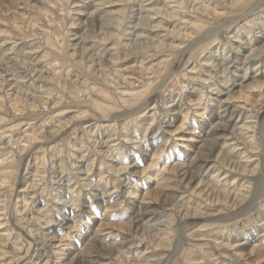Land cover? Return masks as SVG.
Instances as JSON below:
<instances>
[{"label":"rangeland","instance_id":"obj_1","mask_svg":"<svg viewBox=\"0 0 264 264\" xmlns=\"http://www.w3.org/2000/svg\"><path fill=\"white\" fill-rule=\"evenodd\" d=\"M24 1L25 0H1V2H0V20H1L0 21L1 22L0 23V57L4 58V59L5 58L8 59V57H10L7 61L10 62L9 67L12 68L11 73H10L12 76L10 77V75H9V77L12 79H13V74L16 76L18 75L20 77L22 75L21 70L23 69L20 67L21 63L17 64V62L15 60H12V59H15V57H17L16 60H19L20 57H23V55L25 56L26 55L25 52L29 51L28 46L31 47V45L34 44V42H39V40H40V39L38 40V38L41 35V33H40L41 31L34 32L35 34L32 33V28L35 25L37 28L40 25H43V22H42L43 16H41V15L39 16L38 11H40V9H44V10L50 9V7H47L46 3H44V4L42 3V0H29L31 2L30 5H31V7H33V9L25 8V6L22 4V3H24ZM72 1H73V3H72ZM75 1H77V2H75ZM104 1L108 2L109 0H102V1L101 0H99V1L98 0H83V1L82 0H48V2H50L49 6H51L53 8L55 7L56 9L55 8L53 9V13H49V12L47 13V14H51L52 19L50 21V24H51L52 28L49 27V24L46 25L45 28H49L48 31H52V33L55 35H57L59 32H66V31L69 33V35L75 34L76 37L74 35V37L71 36V38H70L72 40V43L73 42L77 43L79 41V35L84 34L88 38L87 44L92 46V51H94V53H96V54L97 53L98 54L99 53H101V54L105 53L104 58L107 57V59H110L111 54H113L117 51H118L117 54L120 55L121 58L124 57L123 54H125V52L127 50H129V52L132 51L131 56L128 57L127 60L120 62V64H119L120 70H122V69L126 70L127 68L134 66L135 64L138 65L141 63H145V62H146L145 64H147L148 62H151V60H154V59L158 60V58H160V56H157V55L155 56V58H150V60L147 59L146 61L143 60L145 56H143V59H142L141 54L135 55V52L136 53L140 52V50L135 51V49H137L140 44H135V45L130 44V42H132V41L135 42V39L129 41L131 38L130 36H129L130 38L125 36V39H124V36H122V38H123V39L121 38L122 42H119V41L116 43L110 42L109 43L110 45L107 44L105 46H100L99 45L100 41L97 44L94 43L95 37L100 35V33H95L94 31L96 29L93 31L94 27H92L90 24H85V26H84V22L81 21V17H84L85 13H81L79 11H80V9L81 10L87 9L86 12H91V10H92L91 7L94 6V4L104 3ZM110 1H114V2L104 4V5H99V7H101V9H103V10L111 9V11H116V12L121 11L123 9H126V11H128L129 15L125 14V21L126 20L127 21L124 23V28H126L127 30H129V29L133 30V27L136 26L137 30L139 31V30L144 29V28L149 26V23H147V22L145 24L144 23L138 24L137 19H136L137 14L139 12H141V10L139 8H141V6L144 8V6L148 5L149 8L152 6L153 7L156 6L159 8H166L168 10V13L164 14L166 16V18L165 17H164L165 19L161 18V20L163 19V26L168 28V30H175L176 32L182 33V35H185L186 32H187L186 33V35H187V34H189L188 32L191 31L189 29L190 25L186 26L187 24L181 23V21H179V20H180V18L183 19L185 16L188 17L187 15L193 16V13L192 14H188V13H190V11L193 12V9L191 8V4L192 5L195 4L196 0H192L193 3L191 2L190 4L187 5L188 8L190 7L191 10H189L187 7L185 8L184 6L186 4L182 5L183 1L181 2V0H150V2H148L149 0H144V2H143V0H123V1H121V0H110ZM258 2H259V0H253L252 2H249L247 6L245 5L244 7L239 8L234 13H231L229 15L222 14V16L220 18L212 20V22H211L212 26H209V27H212V28L213 27L214 28L215 27H222V25H230V26H229V28L225 27L226 29L221 28L220 33L217 36H215L214 38H206V39L202 38V39H200V41L199 40L194 41L191 44L190 51L187 52L185 60H187L189 58V60H188L189 64L187 66V68L189 70H191L193 67H196V69L193 71L192 75H198L199 76L201 74L200 71H202V70L204 71V72L203 71L202 72L205 75H208L207 74L208 71L206 70L207 67L205 65H202L201 63H205L204 58L209 55L208 53L210 50H212V51L218 50L216 57L219 56L220 59L218 60L219 61L218 63H220V64H219L218 69L215 70V68H213V75H214V78L215 77L216 78L212 79V80L209 79V82L205 81L204 83H201L202 87L201 86L200 87H198V86L194 87L193 86L194 88H192V85L188 84V87L185 88V86L187 85L186 82L184 81L185 78H182V76L177 74V73H173L174 69L178 65V61H180V59H181L179 49L180 48L183 49L184 44H182V45L179 44L181 47H179L177 50H173V53L171 51L167 52V51H169L168 50L169 48L162 49L159 47L161 56L169 57V59L171 61V66L168 68V70L162 71L160 74L157 73L155 84H152V86H151V91H153V94H150L151 91L148 92L147 95L143 96L142 101L140 100L139 103H137V104H141L143 101L150 100L151 98L155 97L154 101L152 100V102L154 104L152 103V104L148 105L146 110L143 111L142 114L140 115L141 119L138 120L139 122L136 121V122H134L135 124L132 122V126L130 125L131 122L128 120L127 121L128 123H126V121H125V122L121 123L120 125H122V126L119 127L120 125L118 124V122L116 120H111V118H109L110 120L106 119L108 121H101L103 124L102 127L97 128L95 126L94 121H97V119H102V118L104 119V117L100 113L96 114L93 112L90 113L91 114L90 116H87L88 113H87L86 109H89V108L94 109V107H92L87 102L72 104L73 108L67 107V113L69 112V114L66 113L67 116L65 115V117L64 116L58 117V113H57L54 116V118H52V120L49 119L50 115L44 119H37V120H27L24 118H22V120H21V118H15L14 119V118H12V116H15V115L17 116V114H14V113H16V112H14L16 109H14V108H16L17 106H19L21 108L22 105L26 106V104L24 102L26 100H31V98H27L25 96V94H23V93H21V95L17 94L18 93L17 90L16 89L11 90L9 88L10 86H8V88L6 89L7 93H8V91H10L9 96L8 95L5 96L4 92H2L0 94V101H5L4 104H2V103L0 104V107L4 108V109L7 108V112H8V114H10V116L9 115H8V117L6 116V118H7L6 121L2 120L3 115L0 114V148L2 149V150H0L1 151L0 152V155H1L0 156V163L2 162L0 164V171L2 172V173L0 172V182H2L1 184L4 183L0 187V215H1V213H4L5 214L4 219L9 220L8 226L11 228L10 234H12L11 241H8V243L6 241L0 242V264H45L46 263L45 260H47L46 255L50 256V261L47 262L48 264H64L62 260H63L64 256H66L68 254H71L70 255L71 258H72V256L76 255V258L78 257V260L85 262V261H87V258H88L87 254H89L87 252L93 253L94 250L96 251L99 248H101L103 243L107 244V242L109 243V242H113V241L114 242H121V241L123 242V246H122V248L121 247L119 248V252L123 253L124 256L121 257L120 254L118 255V253H117V255H115V257L112 256L113 259H111V258H109V255H107V256L105 255L106 258L104 257V255H102V257L100 258L101 259L100 263H102L104 261L103 264H105V263L106 264H114V263L115 264H135V263L147 264L148 262L152 261L153 259L160 257L164 253L165 249L159 248V251H157L158 247L157 246H156V248L154 247L156 244L154 245L151 242L150 238H149L150 240L147 238L145 241H143V243H140V244L138 243V241L136 239H137V237L139 238V236L132 234L129 230L130 229L129 222L126 223V221L131 220L130 219L131 216L132 217L134 216V215H132L133 208H128L127 206L134 207V205H135V208L137 209V211L139 210L141 212V209L143 207L141 202H144V200H142V198H145L146 201L151 200L152 202L151 201L150 202L152 203V205L157 208L158 205H159L158 207L161 206L160 203H162L163 200H167L169 197L170 198H169L168 202L171 203L174 200V199L172 200L173 196L176 195L177 197L176 196L175 197L176 198L179 197L178 199L181 200L180 202L184 203L187 206L192 205L193 207H195L200 202L202 204L204 203L203 205H205V203H206V205H208V209H209L207 211L208 212L210 211V213L216 212L215 215L217 213L218 214L221 213L222 209H223L222 212L227 211L224 208H221L222 205L221 206L218 205L219 207L216 205V207H214V205L208 204L206 202V200L201 198V197H200V199H198L197 197H193L194 195L190 193V191H192V190L191 189L186 190V188L183 187V185H181L179 183V179L175 178V173L173 172L172 169L174 167H176L177 164L179 165V163H178L179 160H181V162H183V161L185 162V160H186L187 164H183L182 166H179V169H178V166L176 167V170H182L180 172V174H181L182 172H184L185 168L187 167L186 165L192 163L191 161L195 158V155L197 152L198 153L201 151L205 152V150L209 148L208 144H205V146H203V141L205 139L209 140L210 139L209 136L212 135L213 132L215 131V130L211 129V127L217 121L216 119H213V118H215L217 116L218 119H223L224 120L223 122H226L225 120L228 119V118H226V115H225L226 113H224L223 110H221V109L219 111H218V109L216 111L214 110L215 105L217 104L219 99H218V95L217 96L215 95L216 94L215 91H213L214 93H213L212 98L211 97L209 98V95L207 94V92L212 93L211 92L213 90L212 88L219 86L220 89L224 90V92H227V91H229L228 89H230V88L232 89L233 84L236 85V84L245 83V85L247 87L246 90L243 92L245 94V98H239V96H243L244 94L240 91L239 87H235L234 91H236V93L234 95V98L235 97L236 98L235 99L233 98L234 100L232 99L231 104L233 103V104H235L239 107H242V108L244 106V108H243L244 110H246L245 107H247L253 103H254L253 105L256 104V106H258V108L264 107L263 106L264 105V95H263L264 94L263 93L264 87L261 90L259 87H256V85L254 87L251 86L253 84L254 80L256 81V80L262 79V77L264 79V66H263L264 65V58H263L264 53L262 52L261 53L262 56H259V57L263 58L262 59L263 61H261L260 65H256V66L249 65L250 68L247 69L248 77L245 76L246 68L241 66L240 64L237 65L236 60H234V61L232 60L233 62L231 65L225 64L226 60L228 58H230V60L233 59V58H231V57H233L232 54L234 53V51H237V49L239 48V46L237 44L234 45V44H231L230 42H228L229 37L233 36L235 34L239 35V33H241L240 38H241V41H243V43L248 41L247 45H251V46L254 45L256 48H259V49L263 48L264 49V44H262V43H264V29H263V27H264V22H263V20H264V1H262L258 6H255ZM88 4L91 6H89ZM223 4L226 5L227 2L224 1ZM176 5H179V7L177 6L179 9L176 7ZM180 5L184 8L181 9ZM253 5L255 6V10L251 11L250 14L249 13L246 14L245 12H247L249 7H251ZM5 6H8V8H10L7 12H4ZM78 8H80L79 11L77 10ZM173 9H174V11H173ZM93 10H94V7H93ZM145 10H147V9H145ZM145 10L143 11V15H144V13H146ZM219 10L221 12L224 11L222 9H219ZM18 11H20L22 13V15L14 18V19L10 17V16H12V13L18 12ZM75 11H77L78 13ZM60 13H62V14L67 13V14H65L67 17V20H68V17H70V19L68 20L70 23L67 25L68 27L66 29L63 28L65 25L63 23V21L61 22V20L59 19L60 17H62V14H60ZM43 14L45 15L46 13L44 12ZM130 14H131V16H130ZM102 15L104 16V14H102ZM245 15H248V16L245 18L244 17ZM49 17H50V15H49ZM242 17H244V19H242ZM104 18H105V23L112 22L111 26H113V24L115 25V20H113V18H111L110 16H109V18H108V16L104 17ZM167 18H169V19H167ZM189 18H190V16H189ZM10 19H12V20H10ZM29 19H30V21H29ZM56 19H57V21H56ZM156 20H154V22H157ZM34 22L37 24H35ZM260 22H262V23H260ZM74 23H76L75 26L73 25ZM87 25L90 28H88ZM98 28H101V27L98 26ZM63 29H64V31H62ZM41 30H43V28ZM226 31L228 32V34ZM85 32L88 33L89 35L86 34ZM258 32H260V33H258ZM77 33H79V34H77ZM156 33H157L156 37L159 38L160 36H162V35H160L161 33H159V31ZM171 33H170V36L165 35V38H166L165 40H167V42H166L167 44H170L173 40H175V37L172 36L173 33L172 34ZM37 35H39V36H37ZM90 35L93 36L94 38L91 37ZM180 37L183 38L185 36H183V37L180 36ZM58 38L63 39L60 35L58 36ZM193 38L198 39V36L194 35ZM240 38L234 37V39L236 41H238ZM226 39H228V40H226ZM234 39H232V40H234ZM212 40H215V41L212 44L208 45L207 48L203 47V45L210 43ZM113 43L116 46L111 47V45ZM125 43H127V44H125ZM139 43H143L144 46L146 45L145 41H140ZM177 44H178V42H177ZM233 45L236 47H234ZM110 48H114V49L116 48V50H114V49L111 50ZM155 49L159 50L158 48H155ZM154 50H152L150 52L153 53ZM126 53H128V51ZM33 54H35V55L33 56ZM45 54H46V52H44V51L42 52V50H39V52H37V51L35 53L32 52V55H28V56H30L29 58L31 59V61L34 59L36 61V59H37V64L39 66H42V65L48 66V67H51L52 65L56 66L58 69L57 70L55 69V72L58 73L59 77L54 83H51V84L41 83L43 81H39V80L34 84L32 81H30V78H22V77H20L19 79L16 78V80H18L20 83H22V82L24 83L25 80L28 81L27 83L25 81L24 89H27V92H29L30 91L29 89H31V91L29 92L30 94H37V93L41 92V93H43V95H45L44 97H49L48 95L51 94L56 99L57 96L59 97L61 94H64V93L69 91L70 84L74 85L73 83L68 82L66 79H69L70 81H73V82H76L75 80H78L81 82L83 80H87V78L89 77L88 73L86 72V69L84 67L76 66L71 61H69V63L67 64L68 58L66 59V57H65L66 61L64 59L63 62H61V64H59V63H55V62H58V60L55 57H54V61H53V57L51 56L52 55L51 52H49V54H51L49 58L47 56H44ZM42 58H44V59L42 60ZM39 59L42 62H39L40 61ZM184 65L185 64H183L182 66H184ZM231 66H232V68H231ZM223 68L224 69L225 68L226 69L231 68V69L229 72H228V70L225 69L226 72L224 73ZM259 68H260V70H258ZM113 69L118 70L117 67H113ZM205 71H207V72H205ZM216 75L220 76V77H217ZM255 76H257V77L254 78ZM105 77L108 78L107 75H105ZM139 78H140V76H138L136 74H132V76L128 75V80H129L128 82L133 83V84L134 83L140 84L141 79H139ZM245 78H247L248 80H246ZM181 79H182V81H181ZM228 79L230 80V82H228L229 81ZM213 81L217 82V84L215 82L216 86H214ZM220 82H222V83H220ZM258 83H260V82H258ZM29 84H30V86H28ZM39 84H40V86H39ZM41 84H44V85L42 86ZM99 84L103 87V85L101 84L100 81H99ZM182 85H184V86H182ZM31 86H33V87L31 88ZM257 86H258V84H257ZM76 87H78V85H76ZM146 87L147 86H143V87L141 86L139 91H141V90L145 91ZM82 89L84 90V88H82ZM83 90L78 94V96H80L82 98H86L87 97L86 92ZM180 91L182 92V94ZM117 92L120 93V94L116 93L118 96H120L119 97L120 100L117 99L116 102L118 103V107L115 105V109L119 108L118 110L121 112L125 111L124 110L125 108L131 109L133 106H127L125 108L124 107L122 108V105H124V102H123L121 96H122V94L123 95L126 94L128 91L126 89L120 88ZM188 92L195 99H198V97L203 95V93H205L206 95L203 96L201 104L199 106H197L196 104L198 102H196V101L190 102V100L187 96V95H189ZM168 93H171L172 97L169 99H166V100H169L170 102H172V104L175 103L177 105L179 103L178 105L182 106L184 109H185V106H189L191 108V110H190L186 107V111L188 112V114L186 111H185V113L188 116L180 114L177 111H172V112L170 111L171 108L169 106L172 107V104L169 102L165 105L164 99L161 97V96H169V95H167ZM1 95L4 98L1 97ZM179 95H181V96H179ZM206 96H207V98H205ZM11 97H13V100L9 99ZM220 97H222V95ZM127 99H130V98H127ZM157 100H159V101H157ZM247 100H249V101L246 102ZM10 101H12V102H10ZM31 101H33V100H31ZM182 101H184V104ZM197 101H199V100H197ZM203 101H204V103L202 104ZM156 102H157V104H156ZM188 102H189V104L186 105ZM258 103L261 104V106L258 105ZM206 104H207L208 110L205 111V114L203 116H201L199 113L203 110V107H206L205 106ZM51 105H54V103H52ZM112 105H113V103H112ZM155 106L160 107V109L162 107L163 108L156 113L157 109ZM165 106H166V108H164ZM168 108H170V109H168ZM4 109H2V110H4ZM41 110H43L44 113H48L47 111H49V108H48V106L43 105ZM94 111H96V110L94 109ZM217 112H218V114H217ZM74 113L77 114V116H76L77 118L83 117L82 119L88 121L87 123H83L84 125L82 124L83 127H85V128H83L82 125L79 127L78 126H67V128H65L63 130V133L65 135H67V138L65 139L66 142L69 143L71 141V143H74L76 145V149H75L76 152L73 155L74 159H71L70 157L67 158L68 154L62 153V152H65L67 143H61L62 145L60 146L59 138L55 139L53 141V143L55 142L56 144L50 143L49 142L50 139L46 140L48 143L47 142L45 143V140H44V142L43 141H38V142H31L30 141V143H29L28 136L29 137L31 135L34 136L38 133V131L40 132L41 130H47L48 129V130L52 131V128H55V126H57V124H59L62 120H64L63 118L67 119L69 117H72ZM160 113H161V115H160ZM248 114H249V117H250V115L251 116L253 115L252 112H248V113L245 112L244 115L241 114V112H239V117L235 116L234 118H232V121L233 120L236 121V119L240 120L243 118H244L243 122L245 121L244 123L252 121L251 118H249V117L246 118V115H248ZM143 115H144V117H143ZM159 116H161V118H159ZM185 117H186V119L183 120V118H185ZM9 118H10V120H9ZM161 119L165 120L167 122L166 123L167 125H169L168 123H171V122H173L174 124H173V126H171L169 128V127H167V125L165 123H163V121ZM46 120H48V121H46ZM120 120L124 121L125 119L123 120V118H121ZM158 120H160V121H158ZM45 122H47V123H45ZM106 124L108 125V127H106L107 126ZM192 124L193 125L198 124V126L200 125L201 128L204 129L202 131V133H200L202 136L200 134H198L199 128H197L198 129V131L196 132L197 137H195V138L190 137V135H189L190 132H188L186 129H188V127L192 126ZM182 125H184L183 126L184 128H180ZM138 127H140V128H138ZM145 128H147V129H145ZM166 128H169V130ZM13 130H15V131H13ZM72 131H73V133H71ZM219 131L220 130H218V132ZM163 132H164V134H163ZM131 133H134V134H132L133 136H130ZM184 134H186L187 135L186 137L189 138V140H187L188 142H186V140L182 138V135H184ZM208 134H209V136H208ZM134 136H135V138H134ZM168 136H169V138H168ZM215 136H217V135H215ZM237 136L241 137L240 134H238ZM111 137H112V139H111ZM128 137H131V138H128ZM132 137L135 140H133ZM198 137H199V139H198ZM260 137H261V135L258 134L257 145H259V148L262 147V141H261ZM129 139H131L132 142H130ZM230 139L231 140H230L228 145L231 144L230 145L231 148L225 147V150H227V149L232 150L234 148L232 143H234V141H236L235 137L231 136ZM9 140H11L10 141L11 143H14V142L17 143V145L13 146L15 151H16V153L14 155L15 158L14 157L12 158V156H13L12 152L11 153L10 152L4 153L5 151H3V150L8 149L9 145L6 146L5 144L7 142H9ZM165 141H167V142H165ZM125 142L128 144V146H127V144H124ZM213 142H214V140H213ZM213 142H211V143H213ZM161 143L163 144V146H161ZM114 144H116V145H114ZM10 145L12 146V144H10ZM157 145L159 147L161 146V148L163 147L162 148L163 152H160L159 156H156V154H155V152L158 150ZM39 146H40V148H39ZM113 146H114V148H113ZM149 146L151 148L149 150L150 153L149 154L146 152H145L146 154L143 153L144 150H142V147H143V149H145V148L149 149ZM53 147H55V148H53ZM99 147H101L100 148L101 150L99 149ZM111 147L114 150H112ZM117 147H119V148H117ZM60 148H61V150H60ZM106 148L108 151L105 150ZM201 148H203V149H201ZM242 148H243V146H242ZM242 148L239 149V147H237L236 149H239L243 152ZM192 149H193V151H192ZM48 152H49V154H48ZM108 152L109 153L111 152V153L109 154ZM138 152H140V153H138ZM65 154H67V155H65ZM154 154H155L156 158L154 157ZM104 155L105 156L107 155L105 157L106 159L103 158ZM114 155H115L116 159L119 158L118 162L114 158ZM244 156H246V155L245 154L240 155V157H242L241 159H243ZM249 156L253 157L252 158L253 161H257L255 159H258L256 156H253L252 154H250ZM62 157H64V158H62ZM59 158L61 160L62 159L64 160L66 158V162L69 164L68 169H70V170H68V169L62 170L60 168L61 167V163H60L61 160ZM101 158H102V160H105V161H108L107 158H109L111 163L108 164L109 162H107L105 165H100L99 162L101 161ZM236 158L237 157H235V159ZM8 159L11 160V162H13L14 164H16V166H19V165L20 166L15 167L14 169L12 167L11 170L10 169L8 170L9 175H3L2 165L10 162ZM78 159H81V161L83 159H85L86 161L84 162L85 166L83 165V167H81V170L79 171L80 175L77 177V176H75L77 173V172L75 173V171H76L75 167L76 166L79 167L82 165L81 161L78 162ZM123 159H124V161H123ZM50 160H52V161H50ZM71 160H73V161H71ZM74 160H76V161H74ZM45 161H47L48 163ZM94 161H96V165L92 168L93 172L91 173V175H93V176L90 178V184H91V182L92 183L94 182L93 184L98 186V187H96V189H93V186H90V184L83 183V179H84V177H86V174L84 173V171L86 169L88 170L89 169L88 165ZM112 161H114V163ZM243 161H246L245 158ZM49 162H50V164H49ZM122 162L125 164L124 165L121 164ZM130 162H131V164H130ZM117 163L119 166L121 164V166L126 167V169H128V170L125 169V171H123L122 173H118L115 170L113 172L112 169L109 170V168H108L109 165H111V164L115 165L116 164L115 166H118ZM215 163L216 162L211 164L212 165L210 168L211 170L209 169L210 171L208 173H204V176H206V177L214 176V174H215L214 172H217V170L214 171L215 166H216ZM55 164H58V165H55ZM255 164L256 163L254 162L253 166ZM71 165L74 167L75 171H73L71 169V167H72ZM130 166H132V167H130ZM213 166H214V168H213ZM48 167H49V169H48ZM133 167H136L137 168L136 170H138V171H134L132 169ZM99 168H103V172H105L104 173L105 175H103V178L101 177V175H98L99 173H97ZM38 170H41V173H43V174H41L42 176H39V177L37 176L36 172ZM55 170H57V171H55ZM71 170L73 173H75V175L71 172ZM63 171H65V172H63ZM81 171H83V172H81ZM108 171H110V172L108 173ZM10 172H11V174H10ZM135 172H137V173H135ZM53 173H55V174H53ZM81 173L83 175H81ZM107 173L109 176L108 175L106 176ZM117 173H118V176H117ZM124 174L128 177H126ZM68 175L70 176V178L72 175H74V176H72V178H74L73 182H75V183L69 185L71 187H68V188L64 187L63 188L62 187V180L63 181L67 180V181H64V183L67 185L69 182V178H67ZM10 176H11V180H10ZM115 176L117 178L122 177L120 179L121 180L123 179L125 183L123 182V180L121 181L119 178L118 179L115 178ZM8 177H9V179H8ZM221 177L222 178L225 177L223 172L221 173ZM77 178H79V179H77ZM112 178H114V180ZM4 179H6L8 183H5L6 180H4ZM48 179H50V180H48ZM57 179H59V181ZM80 179H82V180H80ZM227 179L230 182L233 180V178L231 176L228 177ZM47 180L50 183H48ZM51 180L53 181V184L51 183L52 182ZM76 180H77V182H76ZM96 180H97V182H96ZM120 181L122 182V184H120L121 183ZM135 181H136V183H135ZM13 183H14V185H13ZM56 184H58V185H56ZM220 184H222V183L220 182ZM225 184L228 185V187L230 186L229 182H226ZM31 185L35 188L31 187ZM74 185H75V188H73ZM52 187L53 188L57 187V188H55L56 190L55 189L53 190ZM131 187L135 188V190L133 189L134 194H132L133 190ZM239 187H240V185L237 186L235 189H233L232 192H234V190H237ZM27 188L30 189L31 191L27 190ZM72 189H73V191H71ZM82 189H84V190H82ZM97 189H98V191H97ZM136 189H137V192H136ZM60 190H61V192H60ZM93 190H95V191H93ZM118 190H120V191H118ZM21 191H23L22 194H21ZM34 191L37 194H35ZM152 191H154V192H152ZM16 192H18L19 194ZM24 192L25 193L27 192L28 194L27 193L26 194L28 196ZM76 192H78V193L76 194ZM89 192H91V193H89ZM93 192H94V194H92ZM155 192H156V194L153 195ZM181 192L182 193L186 192V193H184V195H182ZM55 193H58V195L56 197L54 196ZM135 193H138V194L136 195ZM164 193H165V196H164ZM80 194H82L83 196H80ZM124 194H125V196H124ZM151 194H152V196H155V197L157 195L158 196L160 195V197H162L163 200H161V198H159L158 196L156 198H154V197L150 196ZM96 195L98 198L95 197ZM126 195L128 196V198L130 196V198L129 199L126 198ZM31 196H32V198H31ZM76 196H80V198H79L80 201L73 204V205L71 204L72 202L68 205H64V202L62 204L60 203L61 201H64V199L69 200L70 197L74 198ZM84 196L86 197L85 199H84ZM90 196L92 197V200H91ZM122 196H124V197H122ZM28 197H29V199H28ZM49 197H50V199H49ZM165 197H166V199H165ZM30 198L33 200H31ZM36 198L38 201L36 200ZM42 198H43V200H42ZM56 198H59V200H57ZM60 199H62V200H60ZM178 199H176V200H178ZM123 200H125V202ZM153 200H155V201H153ZM176 200L173 203V206L176 203ZM83 201H85L86 203ZM262 201L264 202V195H263V197L261 196V198H257L255 200V202H253L250 205V206H253L254 209L250 207L251 208L250 210L248 209L247 211H244L242 214L236 216L235 218L232 217V218L224 219L221 222L215 221L216 225H213V226H212V224H214V222L205 220L206 218H204V217L195 218L194 219L195 221L192 222L190 225V228H191L190 230L185 231V232L182 230V232L180 234L181 247L178 249L179 251L176 252L172 256V258H171L172 260L169 262V264H181L182 262L184 264H189V263L190 264H264V249H263L264 248V235H262V234H264V213L261 209V206L263 203ZM54 202H55V204H54ZM250 202H251V198L245 203L247 205V207H248ZM24 203H26V204H24ZM33 203H35V207H34ZM44 203H45V205L43 206L42 204H44ZM46 203H47V205H46ZM37 204H40V206L38 208H40L42 210V212H41V210L34 211ZM56 204H57V206H56ZM59 204L61 207L59 206ZM25 205H28V206H25ZM49 205H51V206H49ZM210 205H212V206H210ZM41 206L43 208H41ZM62 206H63V208H62ZM13 207H15V208H13ZM45 208L46 209L51 208L50 209L51 213L49 212V213L43 214L41 216L38 215L39 213L37 214V212H40V214H42L43 210ZM58 208H60V210ZM219 208H221V209H219ZM54 210L57 212L60 211L59 212L60 214L56 213ZM159 210L157 209L155 211V214H156L154 217L155 219H153L152 222H155V220H157V221L158 220L161 221L163 219L167 220V219H171L172 217H176L178 220H180L181 213H179L180 210L177 208V206L174 209L172 206H168L167 208H160ZM52 212H54V213H52ZM6 213H8V214H6ZM64 213L66 214L65 217H67L66 220H65V217L63 216ZM44 215H46L47 218ZM34 216L37 218V220L32 219V218H35ZM39 216H40V218H38ZM41 217H43V218H41ZM39 219H40V222H39ZM51 219L53 220L52 222H54V223H52L50 225L47 224V221L49 222V221H51ZM76 222H78V223H76ZM22 224H24V225H22ZM235 224L236 225L239 224L240 226L244 225L245 227L243 229H240L238 227L239 225L237 227H235L236 226ZM99 225H101V226H99ZM116 225L118 228H115ZM0 226H1V224H0ZM77 226H79V227H77ZM85 227H86V229H85ZM236 229L238 231L235 233ZM32 230H34V231H32ZM95 230H97V231H95ZM49 232L52 234H50ZM141 234H142V232H141ZM40 235H41V237H40ZM50 235H51V238H50ZM253 236H254V238H257V240L253 241L252 243L248 244L247 239L245 241L243 240V238H245V237L252 239ZM45 238L47 241H45ZM12 239L14 241H12ZM130 241H132V242L129 244H126V242L128 243ZM228 241L234 243V245L231 247L230 246L225 247L223 242H228ZM114 242H113V244H114ZM135 242H137V244ZM3 243H5L6 246L7 245L8 246L6 247L5 244H3ZM68 243H71L72 245H70V246L66 245ZM100 244H101V246H100ZM12 245L16 249H14L12 247ZM131 245H133V246H131ZM243 245H245V246H243ZM236 246H239L241 248L240 249L241 252H243V254H242L243 256L240 258L234 256L236 253V248H237ZM242 246L244 248H242ZM44 247H45V249H44ZM88 248H89V250H88ZM92 249H94V250H92ZM161 250H164V251H161ZM41 252H43V254H41ZM48 252H49V254H48ZM159 252H161V253H159ZM252 252H254V255L250 256L252 254ZM62 254H65V255H62ZM155 254H157L158 256L157 255L155 256ZM123 257H125V258H123ZM89 258H91L93 260L94 258H99V255H97V256L92 255ZM17 261L19 263H17Z\"/></svg>","mask_w":264,"mask_h":264},{"label":"bare ground","instance_id":"obj_2","mask_svg":"<svg viewBox=\"0 0 264 264\" xmlns=\"http://www.w3.org/2000/svg\"><path fill=\"white\" fill-rule=\"evenodd\" d=\"M83 1V0H82ZM99 1V0H98ZM102 1V0H101ZM123 1V0H121ZM183 1V4L182 5H185L184 7L188 8V4H190L192 2V0H181V2ZM214 1V2H213ZM196 0V3L195 4H191V8L193 9V12L190 11V13L188 14H192L193 13V16L191 15H187L188 17H184L183 19L180 18L179 21H181V23H185L187 24L186 26L190 25V32H188L189 34L186 35H182V33L180 32H176L175 30H168V28H166L165 26H163V19L161 20V18H166V16L164 14L168 13V10L166 8H159V7H156V6H152L149 8V6H144V8L141 6V8H139L141 10V12H139L136 16V19H137V22L138 24L141 23V24H145L146 22L149 23V26L144 28V29H141V30H137L136 26L133 27V30L132 29H129L127 30L126 28H124V23L127 21H125V14H128V11H126V9H123L121 11H111V9L109 10H103L101 9V7H99V5H104V4H108V3H111V2H114V1H108V2H105L104 3H99V4H94V6H92V10L91 12H86V10H81L80 8H78L77 10L80 11L81 13H85L84 14V17H81V21L84 22V26L85 24H90L93 28V31L95 33H100V35H98L97 37H95V41L94 43H98L99 41V45L100 46H105L107 44H109L110 42H122L121 38L122 36H124V39H125V36H127L128 38H130L129 41L135 39V42H130V44H140L138 46L137 49H135V51H139L140 52H135V55H138V54H141V58L143 59V56L144 59L143 60H147L150 58H155V56H160V58H158V60H151V62H148L147 64L145 63H141V64H133L134 66H131L129 68H127L126 70H120L119 68V64L120 62H123L124 60H127L128 57L131 56V52L128 51V53L125 52L124 57L121 58L120 55L117 54V52L111 54L110 56V59H107V57L104 58V55L105 53H94V51H92V46L91 45H88L87 42H88V38L84 35H79V41L77 43H72V40L70 39L71 36L74 37V35H69V33L66 31V32H59L57 35L53 34L52 31H48L49 28H45L46 25L49 24V27H51V24H50V21H51V14H47L48 12L49 13H53V7L49 6L50 5V2H48V0H42V3H46L47 7H50V9H40L39 12V16H43L42 17V22H43V25H40L38 28L36 27V25L32 28V33L34 32H39L41 31V35H37L39 36L38 40L39 42H34V44L30 46H28L29 48V51H26V55L23 57H20L19 60H16L17 57H15V59H12V60H15L17 62V64H20L21 63V68H23L21 70V76L22 78H30V81H32L34 84L39 80V81H43L41 83H48V84H51V83H54L59 75L57 72H55V69L57 70L58 68L54 65H52L51 67H48V66H39L37 64V59L35 61L32 60L29 58L30 56L28 55H32V52H39V50H42V52H46V54L44 56H47L48 58L50 57V55L53 57V61H54V57L58 60V62H55V63H59L61 64V62H63V60L68 58V62L67 64L69 63V61H71L73 64H75L76 66H81V67H84L86 69V72L88 73V77L87 80H83V81H78V80H75L76 82H73V81H70L69 79H66L68 82H71L73 83L74 85H71L70 84V89L68 92L64 93V94H61L59 97L57 96V98L55 99V97H53L51 94L48 95L49 97H44L45 95H43V93H37V94H30L29 92L31 91V89H29L30 91L27 92V89H24V84H25V81L24 83H20L17 79H19L20 77L17 75H14L13 74V79L10 78L12 75L10 74L11 73V69L9 67L10 65V62H8L7 60L10 58L8 57V59H4V58H1L0 57V94L2 92H4L5 96L10 94V91H8V93L6 92V89L8 88V86H10L9 88L11 90H17V94L21 95V93L25 94V96L27 98H31V100H26L24 103L26 104L25 105H22V107L20 108L19 106H17L16 109L14 112V114H17V116H12V118H24V119H27V120H37V119H44L46 117H48L49 115V119L52 120V118H54V116L58 113V117H65L66 113H67V107H72L73 108V105L72 104H75V103H82V102H87L89 103L92 107H94V109L96 111H94V109H86L88 115L87 116H90L91 112L93 113H100L104 119H97V121H94L95 122V126L97 128H100L102 127V122L101 121H108L106 119H109L111 118V120H116L118 122V124L120 125L121 123L125 122L128 123L127 121L129 120L130 122V125L132 126V122H136L138 121L139 119H141V114L143 111L146 110L147 106L152 104V100L154 101V98H151L150 100H146V101H143L141 104H137L139 103V101L141 100L142 101V98L143 96L147 95L148 92L151 91V86L152 84H155V81H156V76H157V73H161L162 71H166L168 70V68L171 66V61L169 59V57H165V56H161L160 54V48L162 49H165V48H169L167 52H172L173 53V50H177L179 47H181L180 45L184 44L183 45V49L180 48L179 49V52H180V55H181V59L180 61H178V65L176 66V68L174 69V72L173 73H177L179 75L182 76V78H185V82H186V86L185 88L188 87V84H191L192 85V88L198 86L200 87L201 86V83H204L205 81H208L209 82V79L212 80V79H215L214 78V75H213V68L218 69L219 67V64L218 63L219 61V56H217V53H218V50L216 51H212L210 50L209 51V55L207 57H205L203 60L205 63H201L202 65H205L207 67V71H208V75H205L202 71H200V75H192L193 71L196 69V67H193L191 70H189L187 68L189 62V58L187 60H185L186 58V55H187V52L190 51V46L191 44L194 42V41H200V39L202 38H214L215 36H217L219 33H220V29L221 28H225V27H228L230 25H222V27H209V26H212L211 25V22L212 20L214 19H218L222 16V14H226V15H229L231 13H234L236 12L239 8L241 7H244L245 5L247 6L249 2H252L253 0ZM227 2L226 5L223 4V2ZM262 1L264 0H259V2L255 5V6H258ZM1 2V0H0ZM40 2V1H39ZM38 2V3H39ZM77 2V1H75ZM91 2V1H90ZM144 2V0H143ZM146 2V1H145ZM150 2V0L148 1ZM8 3V2H7ZM34 3V2H33ZM64 3V2H63ZM73 3V1H72ZM88 3V2H87ZM119 3V2H118ZM147 3V2H146ZM155 3V2H154ZM179 3V2H178ZM193 3V2H192ZM25 8H30V9H33V7H31V2L29 0H25L24 3H22ZM66 4V3H65ZM144 4V3H143ZM150 4V3H149ZM157 4V3H156ZM181 4V3H180ZM89 5V4H88ZM154 5V4H153ZM159 5V4H158ZM224 5V6H223ZM23 6V7H24ZM35 6V5H34ZM91 6V5H89ZM88 6V7H89ZM179 7V5H176V7ZM255 6H251L249 7V9L247 10V12H245L246 14H250L251 11H254L255 10ZM93 7H94V10H93ZM175 7V6H174ZM173 7V8H174ZM177 7V8H178ZM181 9H183L184 7H182L180 5ZM36 8V7H35ZM85 8V7H84ZM113 8V7H112ZM10 8H8V6H5V10L4 12H7ZM56 9V8H55ZM64 9V8H63ZM147 9V10H145ZM176 9V8H175ZM179 9V8H178ZM189 10L190 7L188 8ZM219 9H222L224 10L223 12H221ZM44 10V11H43ZM76 10V9H75ZM116 10V9H115ZM135 10V9H134ZM146 11V13H144L143 15V11ZM65 11V10H64ZM73 11V10H72ZM174 11V9H173ZM181 11V10H180ZM46 13L45 15L43 13ZM66 12V11H65ZM71 12V11H70ZM74 12V11H73ZM72 12V13H73ZM77 12V11H75ZM116 12V13H115ZM25 13V12H24ZM78 13V12H77ZM130 13V12H129ZM62 14V13H60ZM67 13H64L62 14V17H60L59 19L61 20V22L63 21V23L65 24L63 28H67L68 24L70 23L68 20L70 19V17H68V20H67V17L66 15ZM104 14V16L102 15ZM7 15V14H6ZM11 15V14H10ZM22 15V13L20 11L18 12H14L12 13V16H10L11 18H16L18 16ZM50 15V17H49ZM129 15V14H128ZM186 15V14H185ZM61 16V15H60ZM68 16V15H67ZM70 16V15H69ZM109 18V16L111 18H113V20H115V25L113 24V26H111V23L112 22H109V23H105V18L104 17H107ZM131 16V14H130ZM129 16V17H130ZM190 16V18H189ZM248 15H245L244 17L246 18ZM183 17V16H182ZM244 17H242V19H244ZM164 18V19H165ZM263 18V17H262ZM127 19V18H126ZM157 19V20H156ZM169 19V18H167ZM12 20V19H10ZM154 20H156L157 22H154ZM1 21V20H0ZM19 21V20H18ZM30 21V19H29ZM57 21V19H56ZM143 21V22H142ZM114 22V21H113ZM133 22V21H132ZM175 22V21H174ZM264 22V20H263ZM1 23V22H0ZM35 23V22H34ZM81 23V22H80ZM219 23V22H218ZM262 23V22H260ZM37 24V23H35ZM72 24V23H71ZM76 23H74L73 25L75 26ZM231 24V23H230ZM247 25V24H246ZM88 26V25H87ZM98 26H100L101 28H98ZM43 28V30H41ZM54 28V27H53ZM88 28H90L88 26ZM173 29V28H172ZM226 29V28H225ZM264 29V27H263ZM59 30V29H58ZM240 30V29H239ZM64 31V29L62 30ZM161 33L159 38L156 37L157 36V33L158 32ZM223 31V30H222ZM256 31V30H255ZM22 32V31H21ZM83 32V31H82ZM90 32V31H89ZM173 33V37H175V40H173L170 44H167V40H165V35L167 36H170V33ZM205 32V33H204ZM227 32V31H226ZM64 33V34H63ZM86 33V32H85ZM165 33V34H164ZM171 33V34H172ZM204 33V34H203ZM260 33V32H258ZM35 34V33H34ZM79 34V33H77ZM88 34V33H86ZM184 34V33H183ZM228 34V32H227ZM231 34V33H230ZM240 34L239 35H233V36H230L229 37V41L231 44H237L239 46V48L237 49V51H234V53L232 54L233 59L230 60V58H228L226 60V63L225 64H232V62L234 60H236L237 62V65L240 64L241 66L245 67L246 68V72H245V76L248 77V71L247 69L250 68L249 65H260L261 61H263L262 57H259V56H262L261 53L263 52L264 53V49L261 48H256L254 45H247L248 44V41H246L245 43H243V41H241V38H240ZM61 36L63 39H59L58 36ZM89 35V34H88ZM155 35V36H154ZM196 35L198 36V39H194L193 36ZM34 36V35H33ZM91 36V35H90ZM130 36V37H129ZM180 36H185L183 38H181ZM242 36V35H241ZM260 36V35H259ZM76 37V35H75ZM78 37V36H77ZM93 37V36H91ZM222 37V36H221ZM220 37V38H221ZM233 37V38H232ZM234 37L236 38H240L238 41H236L234 39ZM94 38V37H93ZM196 38V37H195ZM123 39V38H122ZM224 39V38H223ZM222 39V40H223ZM234 39V40H232ZM216 40V39H215ZM215 40H212L210 43L208 44H205L203 45V47L207 48L208 45L212 44ZM228 40V39H226ZM41 41V42H40ZM140 41H145L146 42V45L144 46L143 43H139ZM178 44H177V42ZM202 41V40H201ZM234 41V42H233ZM254 41V40H253ZM258 42V41H257ZM114 43L111 45V47L113 46H116L114 45ZM124 43V42H123ZM129 43V42H128ZM127 44V43H125ZM180 44V45H179ZM230 44V45H231ZM264 44V43H262ZM110 45V44H109ZM124 45V44H123ZM129 45V44H128ZM142 45V46H141ZM225 45V44H224ZM233 45V46H234ZM27 46V45H26ZM17 47V46H16ZM123 47V46H122ZM131 47V46H130ZM220 47V46H219ZM236 47V46H234ZM258 47V46H257ZM19 48V47H18ZM155 48H158L159 50L155 49ZM107 49V48H106ZM111 50H113L114 48H110ZM142 49V50H141ZM155 49V50H154ZM161 49V50H162ZM31 50V51H30ZM116 50V48L114 49ZM120 50V49H119ZM123 50V49H122ZM153 51L150 52V51ZM51 52V54H49V52ZM233 51V50H232ZM113 52V51H112ZM4 53V52H3ZM22 53V52H21ZM160 54V55H159ZM35 54H33L34 56ZM62 55V56H61ZM139 57V56H138ZM45 58V57H44ZM42 58V60L44 59ZM65 59V61H66ZM11 60V61H12ZM40 60V59H39ZM233 60V61H232ZM35 61V62H34ZM142 61V60H141ZM156 61V62H155ZM39 62H42L41 60ZM38 62V63H39ZM197 62V61H196ZM183 64H185L184 66H182ZM64 65V64H63ZM72 65V64H71ZM131 65V64H130ZM200 65V64H199ZM182 66V67H181ZM204 66V67H205ZM264 66V65H263ZM113 67H117L118 70L116 69H113ZM181 67V68H180ZM232 68V66H231ZM230 68V69H231ZM224 69V68H223ZM226 69V68H225ZM223 70V72L225 73L226 70H228V72L230 71V69H226V70ZM260 70V68L258 69ZM205 71V72H207ZM221 72V71H220ZM231 73V72H230ZM132 74H136L138 76H140L139 79H141V83L140 84H133V83H130L128 82V75H131ZM171 74V73H170ZM196 74V73H195ZM204 74V75H203ZM217 74V73H216ZM10 75V77H9ZM91 75V76H90ZM105 75H107L108 78L105 77ZM189 75V76H188ZM262 75V74H261ZM178 76V75H177ZM193 78H192V77ZM207 76V77H206ZM217 76V75H216ZM244 76V77H245ZM86 77V76H85ZM176 77V76H175ZM217 77H220V76H217ZM257 76H255L254 78H256ZM131 78V77H130ZM223 78V77H222ZM253 78V79H254ZM64 79V78H63ZM246 80H248L247 78H245ZM98 80V81H97ZM138 80V79H137ZM219 80V79H218ZM217 80V81H218ZM229 80V79H228ZM99 81L101 82V84L103 85V87L99 84ZM182 81V79H181ZM235 81V80H234ZM28 81H26L27 83ZM214 82V81H213ZM216 82V81H215ZM215 82L213 83L214 86H216ZM230 82V80L228 81ZM227 82V83H228ZM245 82V81H244ZM260 82V83H258ZM114 83V84H113ZM219 83V82H218ZM222 83V82H220ZM235 83V82H234ZM2 84V85H1ZM258 84V86H257ZM42 86L44 84H41ZM76 85H78V87H76ZM220 85V84H219ZM256 85V87H259L261 90L263 89L264 87V79L262 77V79H259V80H254L253 81V84L251 85L252 87H254ZM30 86V84L28 85ZM40 86V84H39ZM143 87V86H147L146 87V90L143 91H139L140 87ZM184 86V85H182ZM194 86V87H193ZM209 86V85H208ZM222 86V85H221ZM232 89H228L229 91L227 92H224V90L220 89L219 86H216L214 88H212L213 90L211 91L212 93H208L207 94L209 95V98L213 96V91L216 92V96L218 95V99L219 101L217 102V104L215 105V111L218 109V111L221 109L224 111V113H226V118H228L227 120H225L226 122H223L224 120L223 119H218V117L216 116L215 118L213 119H216V123L211 127L212 130H215L213 132L212 135L208 136L210 137L209 140L207 139H203V146H205V144H208V149L205 150V152H197L196 155H195V158L191 161L192 163L191 164H188L186 165L187 167L185 168L184 172H182L180 174V172L182 170H176V167L178 166V169H179V166H182L183 164H187V161L185 160V162H181V160H179V165L177 164L176 167H174L172 170L173 172L175 173V178L176 179H179V183L181 185H183V187L186 188V190H192L190 191L191 194H193L194 196L193 197H197L198 199L203 198L206 200V202L208 204H212L214 205V207H216V205L218 206H221V208H224L225 210H227L226 212H222L223 209L221 210V213H217L215 215V213H210V211L208 212L207 210L208 209V205H203L201 202L193 207L192 205H185L184 203L180 202L181 200H179L178 198H176L175 196H173L172 198V202L169 203L168 200H163L162 197H160V195L158 196L159 198H161V200H163L162 203H160V207L157 206L154 207L152 205V201L149 200V201H146L145 198H142V200H144V202H141L142 203V209H141V212L137 211V209L135 208V205L134 207L132 206H127L128 208H133V211H132V215H134L133 217L131 216V220H128L126 221V223L129 222V227H130V232L132 234H135V235H138L139 238L137 237V241L138 243H143V241H145L147 238L151 239V242L155 245H153L155 248L156 246L158 247V250L159 251V248H164V250H161V251H164V253L158 257V258H155L153 259L152 261L148 262L147 264H169V262L172 260V256L178 252L179 248L181 247V239H180V234L182 232V230L185 232V231H188L190 230V225L192 222H194L195 218H198V217H204L206 218L205 220H208V221H211V222H214L213 225H216L215 223L216 222H221L222 220L224 219H228V218H235L236 216L242 214L244 211H247L248 209L250 210L251 208H253V206H250L253 202H255V200L257 198H261V196L263 197L264 195V107L263 108H258V106L253 105V104H250L249 106L245 107L246 110H244V106L243 108L242 107H239L235 104H231V101L232 99L234 98V95L236 93V91H234V88L235 87H239L240 91L243 93L245 90H246V85L245 83H242V84H236V85H232ZM33 86H31L32 88ZM37 87V86H36ZM66 87V86H65ZM69 87V86H68ZM123 88V89H126L128 92L126 94H122L121 98L124 102V105H122V108L124 107H127V106H133L131 109L130 108H125L124 110L125 111H119L118 109H115V105L118 107V103L116 102L117 99L120 100V96H118L116 93H118L117 91L120 89V88ZM202 87V86H201ZM212 87V86H211ZM250 87V86H249ZM255 87V88H256ZM27 88V87H26ZM84 88V90L82 89ZM222 88V87H221ZM85 91L86 92V98H82L80 96H78V94L81 92V91ZM185 90V89H184ZM211 90V89H210ZM257 91V90H256ZM14 92V91H13ZM181 92V91H180ZM15 93V92H14ZM203 93V92H202ZM264 93V92H263ZM262 93V94H263ZM49 94V93H48ZM120 94V93H118ZM150 94H153V91L150 92ZM182 94V92H181ZM189 94V92H188ZM192 94V93H191ZM244 94V93H243ZM167 95L169 96H161L163 99H164V104L166 105L167 103H169L170 101L169 100H166V99H169L172 97V94L171 93H168ZM174 95V94H173ZM176 95V94H175ZM206 95L205 93H203V95L199 96L198 99H195L193 96H191L190 94L187 95L190 102H193V101H196L198 102L196 105L199 106L201 104V101H202V98L203 96ZM222 95V97H220ZM250 95V94H249ZM264 95V94H263ZM11 96V95H10ZM153 96V95H152ZM159 96V95H158ZM181 96V95H179ZM186 96V97H187ZM1 97H3L1 95ZM250 97V96H249ZM4 98V97H3ZM12 98V99H11ZM9 98L10 100H13V97ZM127 98H130V99H127ZM207 98V96L205 97ZM236 98V97H235ZM234 98V99H235ZM239 98H245V94L243 96H239ZM233 99V100H234ZM250 99V98H249ZM254 99V98H253ZM8 100V99H7ZM6 100V101H7ZM199 100V101H197ZM206 100V99H205ZM204 100V101H205ZM208 100V99H207ZM251 100V99H250ZM256 100V99H255ZM259 100V99H258ZM257 100V101H258ZM55 101V102H54ZM114 101V102H113ZM159 101V100H157ZM181 101V100H180ZM204 101L202 102V104L204 103ZM249 100H247L246 102H248ZM252 101V100H251ZM9 102V101H8ZM12 102V101H10ZM183 104H184V101H182ZM187 102V101H186ZM209 102V101H208ZM211 102V101H210ZM4 104L5 101H0V104ZM16 103V102H15ZM52 103H54V105H51ZM113 103V105H112ZM136 103V104H135ZM172 104V102H170ZM241 103V102H240ZM154 104V103H153ZM157 104V102H156ZM159 104V103H158ZM179 104V103H178ZM177 104V105H178ZM189 102L186 104L188 105ZM243 104V103H242ZM43 105H46L48 106L49 108V111H47L48 113H44L42 109V106ZM120 105V104H119ZM160 105V104H159ZM175 103L172 104V107L169 106L170 108V111H177L178 113L180 114H183L185 116H188V112L186 111V107L188 109L191 110V108L189 106H185V109L178 105L177 106ZM258 105L261 106V104L258 103ZM10 106V105H9ZM161 106V105H160ZM206 107H203V110L199 113L201 116H203L205 114V111H207L208 107H207V104L205 105ZM214 106V105H213ZM264 106V105H263ZM45 107V106H44ZM77 107V106H76ZM116 107V108H117ZM156 107V113L161 110L160 107L158 106H155ZM166 108V106L164 107ZM4 108H1L0 107V114L3 115V119L2 120H5L6 121V116L8 117V115L10 116V114H8L7 112V108L2 110ZM77 109V108H76ZM115 109V110H114ZM167 109V110H168ZM72 110V109H71ZM166 110V109H165ZM101 111V112H100ZM185 111L187 112V114L185 113ZM189 111V110H188ZM200 111V110H199ZM19 114H18V113ZM213 112V111H212ZM239 112H241V114L244 115L245 112H252V116L250 115L249 117V114L246 115V118H251L252 121H249V122H246L244 123L243 122V119H236V121H232V118H234L235 116H238L239 117ZM229 115H228V114ZM69 114V112L67 113ZM216 114V113H215ZM218 114V112H217ZM79 115V114H78ZM161 115V113H160ZM163 115V114H162ZM67 116V115H66ZM77 114H73L72 117H69L67 119L63 118L64 120H62L59 124H57V126H55V128H52V131L51 130H41L40 132L38 131V133L34 136H28V141L30 143L31 142H38V141H43L45 140V143L47 142L46 140L50 139L49 142L50 143H53V141L55 139H58L59 138V142H60V146L62 145L61 143H67L66 142V138H67V135H65L63 133V130L65 128H67V126H81L83 123H87L88 121L82 119L83 117H80V118H77L76 117ZM129 116V117H128ZM164 116V115H163ZM241 116V115H240ZM144 117V115H143ZM172 117V116H171ZM243 117V116H242ZM123 118L124 121H121L120 119ZM159 118H161V116H159ZM163 118V117H162ZM48 119V118H47ZM60 119V118H59ZM132 119V120H131ZM144 119V118H143ZM151 119V118H150ZM164 119V118H163ZM163 123H167L165 120H163ZM185 118H183V120H185ZM10 120V118H9ZM19 120V119H18ZM95 120V119H94ZM110 120V119H109ZM170 120V119H169ZM16 121V120H15ZM48 121V120H46ZM90 121V120H89ZM143 121V120H142ZM160 121V120H158ZM171 121V120H170ZM174 121V120H173ZM214 121V120H213ZM139 122V121H138ZM157 122V121H156ZM155 122V123H156ZM47 123V122H45ZM141 123V122H140ZM190 123V122H189ZM9 124V123H8ZM90 124V123H89ZM109 124V123H108ZM135 124V123H134ZM139 124V123H138ZM152 124V123H151ZM162 124V123H161ZM164 124V125H165ZM169 125H167V127H171L173 126V122L171 123H168ZM205 124V123H204ZM7 125V124H6ZM17 125V124H16ZM84 125V124H83ZM82 125V127H83ZM107 125V124H106ZM8 126V125H7ZM88 126V125H87ZM112 126V125H111ZM122 125H120L119 127H121ZM126 126V125H125ZM184 125H182L180 128H184L183 127ZM6 127V126H5ZM108 127V125L106 126ZM128 127V126H127ZM17 128V127H16ZM85 128V127H83ZM140 128V127H138ZM169 128H166L169 130ZM179 128V129H180ZM199 128V131L198 129ZM87 129V128H86ZM124 129V128H123ZM122 129V130H123ZM147 129V128H145ZM149 129V128H148ZM164 129V128H163ZM209 129V128H208ZM6 130V129H5ZM161 130V129H160ZM165 130V129H164ZM183 130V129H182ZM188 132H190V137L192 138H195L197 137L196 135V132L198 131V134L202 133V131L204 130L203 128H201V126L198 124H195L190 127H188V129H186ZM218 130H220L218 132ZM15 131V130H13ZM125 131V130H124ZM133 131V130H132ZM78 132V131H77ZM88 132V131H87ZM166 132V131H165ZM73 133V131L71 132ZM138 133V132H137ZM215 133V134H214ZM32 134V133H31ZM132 134L134 133H131L130 136H133ZM164 134V132H163ZM238 134L241 135V137L237 136ZM258 134L261 135V141H262V147L259 148V145H257V136ZM75 135V134H74ZM201 135V134H200ZM217 135V136H215ZM235 137V140L234 143H232V145L234 146V148L232 150L230 149H227L225 150V147L226 148H231L229 144L230 142V137ZM63 136V137H62ZM98 136V135H97ZM164 136V135H163ZM187 135L184 134L182 135V138L186 140V142H188L187 140H189L188 137H186ZM199 136V135H198ZM202 136V135H201ZM200 137V136H199ZM198 137V139H199ZM94 138V137H93ZM128 138H131V137H128ZM135 138V136H134ZM133 137L132 139L135 140ZM169 138V136H168ZM188 138V139H187ZM112 139V137H111ZM181 139V138H180ZM197 139V138H196ZM214 142H213V140ZM69 140V139H68ZM67 140V141H68ZM97 140V139H96ZM95 140V141H96ZM130 142L131 139H129ZM137 140V139H136ZM177 140V139H176ZM191 140V139H190ZM234 140V139H233ZM11 140H9V142H7L5 145L8 146V149L6 150H3L5 151L4 153H8V152H12L13 153V156L12 158L14 157L16 151L14 149V145H17V143H11L10 142ZM101 141V140H100ZM99 141V142H100ZM111 141V140H110ZM154 141V140H153ZM198 141V140H197ZM73 142V141H72ZM113 142V141H112ZM149 142V141H148ZM167 142V141H165ZM171 142V141H170ZM213 142V143H211ZM12 144V146L10 144ZM48 143V142H47ZM55 143V142H54ZM53 143V144H54ZM134 143V142H133ZM192 143V142H191ZM42 144V143H41ZM56 144V143H55ZM102 144V143H101ZM124 144H127L126 142ZM135 144V143H134ZM187 144V143H186ZM33 145V144H32ZM40 145V144H39ZM48 145V144H47ZM66 149H65V152H62V153H67L68 154V157L67 158H71V159H74L73 155L74 153L76 152V145L74 143H71V141L69 143L66 144ZM103 145V144H102ZM109 145V144H108ZM116 145V144H114ZM118 145V144H117ZM153 145V144H152ZM159 145V144H158ZM157 145V146H158ZM228 145V146H227ZM51 146V145H50ZM99 146V145H98ZM128 146V144H127ZM132 146V145H131ZM137 146V145H136ZM142 146V145H141ZM140 146V147H141ZM161 146H163V144L161 143ZM161 146L159 147L158 146V150L155 152L156 156H159L160 155V152H163V147L161 148ZM165 146V145H164ZM243 146V148H242ZM56 147V146H55ZM53 147V148H55ZM59 147V146H58ZM107 147V146H106ZM174 147V146H173ZM188 147V146H187ZM237 147H239V149H243V152L239 149H236ZM37 148V147H36ZM40 148V146H39ZM45 148V147H44ZM101 147H99L100 149ZM108 148V147H107ZM107 148L105 149L106 151ZM114 148V146H113ZM112 147L111 149L114 150ZM116 148V147H115ZM119 148V147H117ZM150 146H149V149L148 148H145L143 149L142 147V150H144L143 153H150L149 150H150ZM203 149V148H201ZM0 150H2L0 148ZM43 150V149H42ZM61 150V148H60ZM75 150V151H74ZM101 150V149H100ZM104 150V151H105ZM111 150V151H112ZM138 150V149H137ZM141 150V149H140ZM162 150V151H161ZM139 151V150H138ZM193 151V149H192ZM1 152V151H0ZM71 152V153H70ZM142 152V151H141ZM188 152V151H187ZM9 153V154H10ZM70 153V154H69ZM109 153V152H108ZM111 153V152H110ZM109 153V154H110ZM115 153V152H114ZM117 153V152H116ZM140 153V152H138ZM145 153V154H146ZM2 154V153H1ZM49 154V152H48ZM65 154V155H67ZM77 154V153H76ZM155 154H154V157H155ZM183 154V153H182ZM242 154H245L246 156H244L245 160L246 161H243V159H241L242 157H240V155ZM250 154H252L253 156H256L258 159H255L257 161H253L252 160V156H249ZM51 155V154H50ZM103 155V154H102ZM108 155V154H107ZM106 155V156H107ZM169 155V154H168ZM1 156V155H0ZM3 156V155H2ZM64 156V155H63ZM104 155L103 158L106 157ZM117 156V155H116ZM58 157V156H57ZM65 157V156H64ZM62 157V158H64ZM76 157V156H75ZM110 157V156H109ZM153 157V158H154ZM235 157H237L235 159ZM15 158V157H14ZM61 158V157H60ZM59 158V159H60ZM114 158L116 159L115 155H114ZM113 158V159H114ZM152 158V159H153ZM156 158V157H155ZM154 158V159H155ZM255 158V157H254ZM11 159V158H10ZM51 159V158H50ZM54 159V158H53ZM106 159V158H105ZM108 161H105V160H102L101 158V161L99 162L100 165H105L107 162H109L108 164H110V160L109 158H107ZM9 160V159H8ZM13 160V159H12ZM39 160V159H38ZM61 160V159H60ZM112 160V159H111ZM119 158L116 159V161L118 162ZM130 160V159H129ZM6 161V160H5ZM10 162L8 163H5L2 165V171H3V175H9V169L11 170L12 167L13 169L15 167H19V166H16V164H14L13 162H11V160H9ZM52 161V160H50ZM73 161V160H71ZM76 161V160H74ZM81 159H78V162H80ZM86 160L83 159L81 161L82 165L81 166H76V171L74 169V167L72 166L71 169L73 171H75V173L71 172L75 175V176H79L80 175V170H81V167H83L84 165V162ZM90 161V160H89ZM124 161V159H123ZM4 162V161H3ZM47 162V161H45ZM56 162V161H55ZM114 163V161H112ZM176 162V161H175ZM216 162V166H215V170H217V172H214V176H211V177H206L204 176V173H208L211 169V164ZM254 162L256 163L254 166ZM2 163V162H1ZM0 163V164H1ZM42 163V162H41ZM48 163V162H47ZM61 169L62 170H66L68 169L69 167V164L66 162V158L63 160H61ZM127 163V162H126ZM137 163V162H136ZM143 163V162H142ZM50 164V162H49ZM74 164V163H73ZM120 164V163H119ZM121 164H125V163H121ZM115 166V165H109V170H114L117 171L118 173H122L123 171H125L126 167L124 166ZM131 164V162H130ZM141 164V163H140ZM154 164V163H153ZM55 165H58V164H55ZM96 165V161L92 162L91 164L88 165L89 169L85 170L84 173L86 174V177H84L83 179V183L85 184H90V178L93 176L91 175V173L93 172L92 171V168ZM156 165V164H155ZM171 165V164H170ZM41 166V165H40ZM75 166V165H74ZM85 166V165H84ZM115 166V167H114ZM53 167V166H52ZM55 167V166H54ZM101 167V166H100ZM103 167V166H102ZM132 167V166H130ZM46 168V167H45ZM86 168V167H85ZM107 168V169H108ZM129 168V167H128ZM214 168V166H213ZM37 169V168H36ZM49 169V167H48ZM106 169V168H105ZM134 171H138L136 170L137 168L136 167H133L132 168ZM166 169V168H165ZM170 169V168H169ZM210 169V170H209ZM46 170V169H45ZM70 170V169H68ZM128 170V169H126ZM222 170V171H221ZM31 171V170H30ZM47 171V170H46ZM57 171V170H55ZM221 171V172H220ZM1 172V171H0ZM65 172V171H63ZM70 172V173H71ZM83 172V171H81ZM110 171H108L109 173ZM224 173L225 177L222 178L221 177V173ZM2 173V172H1ZM28 173V172H27ZM47 173V172H46ZM58 173V172H57ZM97 173H99L98 175H101V177L103 178V175H105L103 172V168H99V170L97 171ZM108 173L106 174V176L108 175ZM118 173H117V176H118ZM132 173V172H131ZM137 173V172H135ZM11 174V172H10ZM37 176H42L41 174V170H38L36 172ZM55 174V173H53ZM94 174V173H93ZM115 174V173H114ZM127 174V173H126ZM134 174V173H133ZM143 174V173H142ZM210 174V173H209ZM212 174V173H211ZM46 175V174H45ZM72 175V176H74ZM81 175H83L81 173ZM116 175V174H115ZM125 175V174H124ZM128 175V174H127ZM132 175V174H131ZM206 175V174H205ZM20 176V175H19ZM51 176V175H50ZM58 176V175H57ZM69 176V175H68ZM67 178H69V182L68 184L66 185L64 183V181H67V180H62V187L64 188H68V187H71L69 185L71 184H74L75 182H73L74 178H70V176ZM109 176V175H108ZM114 176V175H113ZM120 176V175H119ZM126 176V175H125ZM124 176V177H125ZM232 177L233 180L230 182L227 178L228 177ZM55 177V176H54ZM82 177V176H81ZM128 177V176H126ZM66 178V179H67ZM83 178V177H82ZM115 178H117L115 176ZM119 178V177H118ZM117 178V179H118ZM122 178V177H120ZM119 178V179H120ZM9 179V177H8ZM18 179V178H17ZM52 179V178H51ZM79 179V178H77ZM114 180V178H112ZM111 179V180H112ZM6 180V179H4ZM10 180H11V176H10ZM9 180V181H10ZM14 180V179H13ZM50 180V179H48ZM47 180V181H48ZM53 180V179H52ZM51 180V181H52ZM55 180V179H54ZM59 181V179H57ZM82 180V179H80ZM99 180V179H98ZM103 180V179H102ZM121 180V179H120ZM123 180V179H122ZM121 180V181H122ZM134 180V179H133ZM157 180V179H156ZM3 181V180H2ZM57 181V182H58ZM120 181V182H121ZM129 181V180H128ZM132 181V180H131ZM56 182V183H57ZM77 182V180H76ZM97 182V180H96ZM99 182V181H98ZM124 182V180H123ZM220 182L222 184H220ZM226 182H229L230 183V186L228 187V185H226L225 183ZM2 182H0V187ZM5 183H8L7 180ZM48 183H50L48 181ZM53 184V181L51 182ZM94 183V182H93ZM92 182L90 184V186H93V189H96V185H94ZM101 183V182H100ZM125 183V182H124ZM132 183V182H131ZM136 183V181H135ZM11 184V183H10ZM51 184V185H52ZM122 184V182L120 183ZM119 184V185H120ZM8 185V184H7ZM14 185V183H13ZM12 185V186H13ZM17 185V184H16ZM58 185V184H56ZM107 185V184H106ZM159 185V184H158ZM240 187L237 189V190H234V192H232L233 189H235L237 186ZM30 186V185H29ZM28 186V187H29ZM81 186V185H80ZM132 186V185H131ZM135 186V185H134ZM31 187H33L31 185ZM120 187V186H119ZM24 188V187H23ZM26 188V187H25ZM35 188V187H33ZM51 188V187H50ZM57 188V187H55ZM55 188L52 187V189L54 190ZM75 188V185L74 187ZM82 188V187H81ZM80 188V189H81ZM132 188V187H131ZM130 188V189H131ZM140 188V187H139ZM70 189V188H69ZM89 189V188H88ZM99 189V188H98ZM97 189V191H98ZM135 190V188L133 187L132 190ZM174 189V188H173ZM16 190V189H15ZM27 190L31 191L30 189L27 188ZM47 190V189H46ZM45 190V191H46ZM51 190V189H50ZM56 190V189H55ZM84 190V189H82ZM124 190V189H123ZM122 190V191H123ZM134 190H133V193L134 194ZM153 190V189H152ZM13 191V190H12ZM17 191V190H16ZM38 191V190H37ZM48 191V190H47ZM63 191V190H62ZM73 191V189L71 190ZM81 191V190H80ZM91 191V190H90ZM95 191V190H93ZM120 191V190H118ZM139 191V190H138ZM20 192V191H19ZM23 191H21V194H22ZM28 192V191H27ZM26 192V193H27ZM35 192V191H34ZM61 192V190H60ZM125 192V191H124ZM123 192V193H124ZM136 192H137V189H136ZM154 192V191H152ZM162 192V191H161ZM189 192V191H188ZM18 193V192H16ZM25 193V192H24ZM25 193V194H26ZM64 193V192H63ZM78 192H76L77 194ZM80 193V192H79ZM91 193V192H89ZM96 193V192H95ZM98 193V192H97ZM131 193V192H130ZM150 193V192H149ZM158 193V192H157ZM174 193V192H173ZM176 193V192H175ZM182 193V192H181ZM186 193V192H184ZM184 193H182V195H184ZM19 194V193H18ZM28 194V193H27ZM26 194V195H27ZM30 194V193H29ZM35 194H37L35 192ZM94 194V192L92 193ZM91 194V195H92ZM136 195L138 193H135ZM156 192L153 194L155 195ZM163 194V193H162ZM189 194V193H188ZM196 194V195H195ZM58 195V193H55L54 196L56 197ZM63 195V194H62ZM98 195V194H97ZM97 195L95 197H97ZM123 195V194H122ZM128 195V194H127ZM126 195V198H128V196ZM148 195V194H147ZM28 196V195H27ZM38 196V195H37ZM44 196V195H43ZM80 196H83L82 194H80ZM80 196H76L74 198L70 197L69 200H65L64 201H61L60 203L62 204L64 202V205H68L71 204H75L77 202L80 201ZM125 196V194H124ZM122 196V197H124ZM133 196V195H132ZM135 196V195H134ZM152 196V194L150 195ZM156 196V197H157ZM164 196H165V193H164ZM191 196V195H190ZM36 197V196H35ZM51 197V196H50ZM49 197V199H50ZM91 197V196H90ZM121 197V198H122ZM149 197V196H148ZM154 198H156L155 196H152ZM192 197V196H191ZM20 198V197H19ZM23 198V197H22ZM32 198V196H31ZM30 198V199H31ZM34 198V197H33ZM86 197L84 196V199ZM98 198V197H97ZM103 198V197H102ZM130 198V196H129ZM128 198V199H129ZM251 198V202L249 203L248 207L247 205L245 204L249 199ZM29 199V197H28ZM46 199V198H45ZM57 200H59V198H56ZM63 199V198H62ZM60 199V200H62ZM83 199V198H82ZM124 199V198H123ZM166 199V197H165ZM178 199V200H176ZM22 200V199H21ZM33 200V199H31ZM37 200V198H36ZM43 200V198H42ZM91 200H92V197H91ZM94 200V199H93ZM156 200V199H155ZM153 200V201H155ZM176 200V203L174 204L173 206V203L175 202ZM23 201V200H22ZM38 201V200H37ZM46 201V200H45ZM54 201V200H53ZM82 201V200H81ZM102 201V200H101ZM125 202V200H123ZM128 201V200H127ZM151 201V202H150ZM199 201V200H198ZM203 201V200H202ZM57 202V201H56ZM85 202V201H83ZM93 202V201H92ZM116 202V201H115ZM263 202V201H262ZM28 203V202H27ZM31 203V202H30ZM43 203V202H42ZM49 203V202H48ZM51 203V202H50ZM82 203V202H81ZM86 203V202H85ZM123 203V202H122ZM157 203V202H156ZM26 204V203H24ZM34 204V207H35V203ZM41 204V203H40ZM40 204H37L36 208L34 211H38V210H41L40 208H38L40 206ZM55 204V202H54ZM124 204V203H123ZM19 205V204H18ZM43 206L45 205L42 204ZM47 205V203H46ZM78 205V204H77ZM83 205V204H82ZM210 205V206H212ZM25 206H28V205H25ZM51 206V205H49ZM57 206V204H56ZM60 206V204H59ZM70 206V205H69ZM80 206V205H79ZM112 206V205H111ZM141 206V205H140ZM168 206H172L173 209L177 206V208L180 210L179 213H181V217H180V220H178L176 217H172L171 219H167V220H161V221H157L155 220V222H152L153 219H155V211L160 208H167ZM218 206V207H219ZM47 207V206H46ZM61 207V206H60ZM81 207V206H80ZM138 207V206H137ZM251 207V208H250ZM15 208V207H13ZM17 208V207H16ZM25 208V207H24ZM41 208H43L41 206ZM63 208V206H62ZM65 208V207H64ZM210 208V207H209ZM219 208V209H221ZM37 209V210H36ZM51 209V208H50ZM50 209H44L43 210V213L40 214V212H37L38 215H43V214H47V213H51ZM60 210V208H58ZM70 209V208H69ZM113 209V208H112ZM254 209V208H253ZM261 209L264 213V202L262 203V206H261ZM17 210V209H16ZM56 210V209H55ZM54 210V211H55ZM64 210V209H63ZM18 211V210H17ZM20 211V210H19ZM80 211V210H79ZM160 211V210H159ZM260 211V210H259ZM42 212V210H41ZM56 213H59L57 211H55ZM169 212V211H168ZM171 212V211H170ZM177 212V211H176ZM54 213V212H52ZM157 213V212H156ZM261 213V212H260ZM8 214V213H6ZM60 214V213H59ZM78 215V214H77ZM259 215V214H258ZM36 216V215H35ZM34 216V217H35ZM40 216L38 218H40ZM46 217V215H44ZM48 216V215H47ZM52 216V215H51ZM64 217L66 216V214L64 213L63 215ZM109 216V215H108ZM44 217V218H45ZM60 217V216H59ZM5 218V214L4 213H1L0 215V242H7L8 241H11V238H12V234H10V227L8 226V221L9 220H6L4 219ZM43 218V217H41ZM47 218V217H46ZM63 218V217H62ZM67 217H65V220H66ZM70 218V217H69ZM32 219H36L37 218H32ZM49 219V218H48ZM47 219V220H48ZM71 219V218H70ZM35 220V221H36ZM42 220V219H41ZM46 220V221H47ZM53 220L51 219V221H47V224H52L54 222H52ZM216 221V222H215ZM38 222V221H37ZM39 222H40V219H39ZM45 222V221H44ZM62 222V221H61ZM21 223V222H20ZM29 223V222H28ZM78 223V222H76ZM109 223V222H108ZM25 224V223H24ZM22 224V225H24ZM40 224V223H39ZM74 224V223H73ZM90 224V223H89ZM92 224V223H91ZM237 224V223H236ZM235 224V225H236ZM244 224V223H243ZM248 224V223H247ZM64 225V224H63ZM118 225V224H117ZM116 225L115 228H118ZM127 225V224H126ZM125 225V226H126ZM239 225V224H238ZM238 225H236L235 227H237ZM35 226V225H34ZM76 226V225H75ZM101 226V225H99ZM79 227V226H77ZM122 227V226H121ZM240 229H243L245 226H238ZM47 229V228H46ZM54 229V228H53ZM58 229V228H57ZM86 229V227H85ZM99 229V228H98ZM121 229V228H120ZM125 229V228H124ZM141 229V230H140ZM31 231V230H30ZM34 231V230H32ZM97 231V230H95ZM238 230L236 229L235 233L237 232ZM240 231V230H239ZM110 232V231H109ZM142 232V234H141ZM243 232V231H242ZM48 233V232H47ZM50 233V232H49ZM70 233V232H69ZM244 233V232H243ZM45 234V233H44ZM52 234V233H50ZM67 234V233H66ZM88 234V233H87ZM121 234V233H120ZM131 234V235H132ZM140 234V235H139ZM14 235V234H13ZM39 235V234H38ZM55 235V234H54ZM235 235V234H234ZM264 235V234H262ZM49 236V235H48ZM14 237V236H13ZM41 237V235H40ZM62 237V236H61ZM88 237V236H87ZM105 237V236H104ZM36 238V237H35ZM49 238V237H48ZM50 238H51V235H50ZM49 238V239H50ZM53 238V237H52ZM106 238V237H105ZM38 239V238H37ZM60 239V238H59ZM132 239V238H131ZM149 239V240H150ZM236 239V238H235ZM248 240V244L249 243H252L253 241L257 240V238H243V240ZM51 240V239H50ZM115 240V239H114ZM125 240V239H124ZM12 241H14L12 239ZM44 241V240H43ZM45 241L46 238H45ZM103 241V240H102ZM113 241V240H112ZM63 242V241H62ZM91 242V241H90ZM114 242V241H113ZM107 242V244L103 243L101 248H99L98 250H94L93 253L91 252H87L89 254H87V257L89 258L90 256H97L99 255V258H94L93 260L91 258H87V261L83 262V261H80L78 260V257L76 258V255L75 256H72L71 258V254H68L66 256H64L63 258V263L64 264H103L100 263V258L102 257V255H109V258L113 259L112 256L115 257V255H118L120 254V256H124L123 253L119 252V248L123 246V242ZM132 241L130 242H126V244H129L131 243ZM218 242V241H217ZM82 243V242H81ZM137 244V242H135ZM5 244V243H3ZM19 244V243H18ZM30 244V243H29ZM74 244V243H73ZM134 244V243H133ZM223 244L225 245V247H231L234 245V243L232 242H223ZM68 246L72 245L71 243H68L66 244ZM237 245V244H236ZM6 246V244H5ZM8 246V245H7ZM6 246V247H7ZM44 246V245H43ZM75 246V245H74ZM91 246V245H90ZM126 246V245H125ZM133 246V245H131ZM135 246V245H134ZM245 246V245H243ZM242 246V248H244ZM12 247L14 248V246L12 245ZM16 247V246H15ZM37 247V246H36ZM152 247V246H151ZM236 253H235V257H242L243 255V252H241V248L239 246H236ZM124 248V247H123ZM16 249V248H14ZM29 249V248H28ZM35 249V248H34ZM45 249V247H44ZM47 249V248H46ZM49 249V248H48ZM70 249V248H69ZM264 249V248H263ZM43 250V249H42ZM67 250V249H66ZM71 250V249H70ZM89 250V248H88ZM123 250V249H122ZM126 250V249H125ZM223 250V249H222ZM121 251V250H120ZM254 251V250H253ZM77 252V251H76ZM91 253V254H90ZM161 253V252H159ZM30 254V253H29ZM41 254H43V252H41ZM49 254V252H48ZM148 254V253H147ZM158 254V253H157ZM155 254V256L157 255ZM62 255H65V254H62ZM254 255V252H252V254L250 256ZM146 256V255H145ZM154 256V255H153ZM158 256V255H157ZM185 256V255H184ZM46 263L45 264H48L47 262L50 261V256L46 255ZM187 257V256H186ZM106 258V257H105ZM125 258V257H123ZM152 258V257H151ZM120 259V258H119ZM209 259V258H208ZM258 259V258H257ZM26 260V259H25ZM189 260V259H188ZM191 260V259H190ZM250 260V259H249ZM19 261V260H18ZM17 261V263H19ZM110 261V260H109ZM133 261V260H132ZM147 261V260H146ZM183 261V260H182ZM56 262V261H55ZM134 262V261H133ZM142 262V261H141ZM186 262V261H185ZM258 262V261H257ZM60 263V262H59ZM62 263V262H61ZM183 263V262H182ZM181 263V264H182ZM106 264V263H105ZM115 264V263H114ZM137 264V263H135ZM142 264V263H141ZM184 264V263H183ZM190 264V263H189Z\"/></svg>","mask_w":264,"mask_h":264}]
</instances>
